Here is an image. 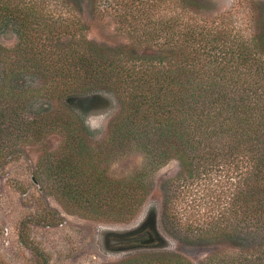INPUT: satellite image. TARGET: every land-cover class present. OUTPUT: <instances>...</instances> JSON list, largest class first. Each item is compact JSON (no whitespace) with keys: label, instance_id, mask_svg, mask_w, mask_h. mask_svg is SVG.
<instances>
[{"label":"trees","instance_id":"obj_1","mask_svg":"<svg viewBox=\"0 0 264 264\" xmlns=\"http://www.w3.org/2000/svg\"><path fill=\"white\" fill-rule=\"evenodd\" d=\"M108 13L125 43L88 37V24ZM232 18L208 0H0V36L18 40L0 43V168L17 142L59 133L42 175L61 201L127 222L176 161L179 172L161 183L166 230L189 245L229 239L236 253L215 264H264V25ZM247 18L261 24L262 12ZM30 75L41 82L35 91L18 82ZM33 93L66 109L36 108ZM101 93L115 97L118 114L97 145L84 116ZM132 151L144 164L115 176L112 161ZM108 236L136 252L118 264H194L154 247L155 216Z\"/></svg>","mask_w":264,"mask_h":264},{"label":"rangeland","instance_id":"obj_2","mask_svg":"<svg viewBox=\"0 0 264 264\" xmlns=\"http://www.w3.org/2000/svg\"><path fill=\"white\" fill-rule=\"evenodd\" d=\"M208 1L217 13L231 11L237 24L247 25L249 22L258 29L264 25V0ZM251 11L262 12V25L247 18ZM88 25V37L99 43H125L128 37L127 32L119 31L117 21L110 13ZM17 42L12 31L0 36V43L7 49H14ZM18 82L22 83V88H25L24 82L27 88L34 91L41 87L37 76H26ZM33 95L36 96L33 101L36 108L66 109L62 101ZM99 97L100 100L88 111L84 120L94 135V144L102 145L108 136L110 122L118 114V105L111 94L101 93ZM66 103L73 105L75 101L68 100ZM62 143L63 137L59 133H51L39 141L17 142L12 148L11 159L0 168V264H41L43 261L46 264H118L136 252L117 250L107 240L108 234L137 230L152 216L156 219L158 235L154 247L160 251L180 253L194 264H215L211 262L212 257H229L236 253L229 239L221 240L222 243L189 245L163 226L160 221L163 203L161 183L179 172L176 161H171L155 174L151 194L127 222L87 216L64 204L52 183L42 175L44 158L57 153ZM116 157L110 166L115 176L131 173L144 164L136 151ZM216 174L227 175L226 172ZM202 182H205L204 178ZM225 188L227 191L228 187Z\"/></svg>","mask_w":264,"mask_h":264}]
</instances>
